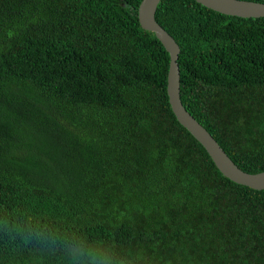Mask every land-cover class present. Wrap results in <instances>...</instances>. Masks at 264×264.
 Returning a JSON list of instances; mask_svg holds the SVG:
<instances>
[{"label": "trees", "instance_id": "obj_1", "mask_svg": "<svg viewBox=\"0 0 264 264\" xmlns=\"http://www.w3.org/2000/svg\"><path fill=\"white\" fill-rule=\"evenodd\" d=\"M142 1L0 0V264H264V190L177 120ZM156 20L187 111L264 172V18L162 0Z\"/></svg>", "mask_w": 264, "mask_h": 264}, {"label": "water", "instance_id": "obj_2", "mask_svg": "<svg viewBox=\"0 0 264 264\" xmlns=\"http://www.w3.org/2000/svg\"><path fill=\"white\" fill-rule=\"evenodd\" d=\"M162 0H143L138 19L145 31L152 32L170 55L168 75V96L172 110L191 135L206 149L216 167L229 180L249 187L264 190V172L250 174L241 170L226 154L215 138L185 108L181 100V71L179 57L181 48L175 39L157 22L156 13ZM198 4L217 13L244 19L264 18V4L242 0H194Z\"/></svg>", "mask_w": 264, "mask_h": 264}, {"label": "clouds", "instance_id": "obj_3", "mask_svg": "<svg viewBox=\"0 0 264 264\" xmlns=\"http://www.w3.org/2000/svg\"><path fill=\"white\" fill-rule=\"evenodd\" d=\"M72 255L74 257H77V256H83V255H85V253L81 249L76 248V249L72 250ZM87 255L91 256L92 254L89 252V253H87ZM92 259H93V264H97L96 258L92 257Z\"/></svg>", "mask_w": 264, "mask_h": 264}]
</instances>
